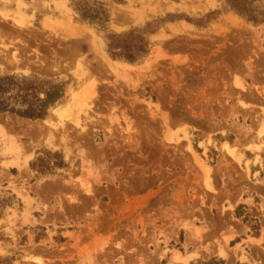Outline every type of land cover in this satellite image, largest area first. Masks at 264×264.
Segmentation results:
<instances>
[{
    "label": "rangeland",
    "instance_id": "1",
    "mask_svg": "<svg viewBox=\"0 0 264 264\" xmlns=\"http://www.w3.org/2000/svg\"><path fill=\"white\" fill-rule=\"evenodd\" d=\"M0 77V264H264V0H0Z\"/></svg>",
    "mask_w": 264,
    "mask_h": 264
},
{
    "label": "trees",
    "instance_id": "2",
    "mask_svg": "<svg viewBox=\"0 0 264 264\" xmlns=\"http://www.w3.org/2000/svg\"><path fill=\"white\" fill-rule=\"evenodd\" d=\"M81 11V15L85 19H89L91 21L99 19V11L95 14L92 11V8H79ZM107 18V17H106ZM106 20V19H105ZM128 39L132 40V42H127L123 44H113L109 45L110 51L113 56H121L127 60H137L144 56L148 52V43L146 38L141 34L130 33L127 37ZM119 49V52H114L115 50ZM8 77L2 78L0 77V112H7L10 111L17 115L27 117V118H43L49 108V105L53 100L52 97L59 98L62 96L63 92L60 88H53L50 86V90H48V96L45 98H38L36 95L32 100H26L27 107L26 108H16L15 106L11 105L10 97L6 96L7 92L11 89V82H9ZM8 80V81H7ZM32 88H36V86L32 85ZM28 89V95L31 94V89ZM33 93V92H32ZM5 206V200L0 202V216L3 214L2 207ZM200 264H214V263H200Z\"/></svg>",
    "mask_w": 264,
    "mask_h": 264
},
{
    "label": "bare ground",
    "instance_id": "3",
    "mask_svg": "<svg viewBox=\"0 0 264 264\" xmlns=\"http://www.w3.org/2000/svg\"><path fill=\"white\" fill-rule=\"evenodd\" d=\"M93 79H94V78H93ZM93 81H94V80H93ZM93 81H92V82H93ZM92 82H90V84H92ZM94 82H95V81H94ZM94 82H93V83H94ZM90 86H91V85H90ZM90 86H88V87L91 89ZM92 87H93V85H92ZM90 89H89V90H90ZM92 89H94V87H93ZM87 91H88V90H87ZM94 91H95V90H94ZM89 93H90V92H89ZM73 94H74V93H73ZM76 97H77V96H76ZM83 100H84V99H83ZM83 100H82V101H83ZM85 102H86V101H85ZM67 106H68V105H67ZM67 106H66V107H67ZM61 111H62V109H61ZM61 111H58V112L61 113ZM62 114H64V112H63ZM61 116H62V115H61ZM42 130H43V129H41V131H42Z\"/></svg>",
    "mask_w": 264,
    "mask_h": 264
}]
</instances>
